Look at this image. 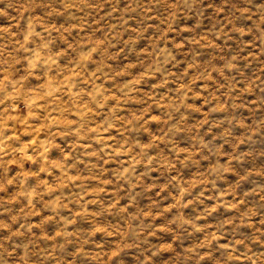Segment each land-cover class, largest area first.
Segmentation results:
<instances>
[{
  "label": "rangeland",
  "instance_id": "rangeland-1",
  "mask_svg": "<svg viewBox=\"0 0 264 264\" xmlns=\"http://www.w3.org/2000/svg\"><path fill=\"white\" fill-rule=\"evenodd\" d=\"M0 264H264V0H0Z\"/></svg>",
  "mask_w": 264,
  "mask_h": 264
}]
</instances>
